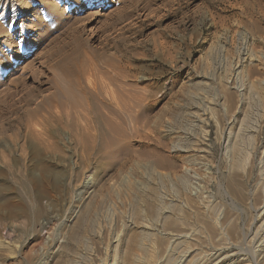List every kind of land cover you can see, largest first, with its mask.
Masks as SVG:
<instances>
[{
  "label": "rangeland",
  "instance_id": "1",
  "mask_svg": "<svg viewBox=\"0 0 264 264\" xmlns=\"http://www.w3.org/2000/svg\"><path fill=\"white\" fill-rule=\"evenodd\" d=\"M48 1L1 18L0 264H264V0ZM74 39L91 139L38 165Z\"/></svg>",
  "mask_w": 264,
  "mask_h": 264
},
{
  "label": "bare ground",
  "instance_id": "2",
  "mask_svg": "<svg viewBox=\"0 0 264 264\" xmlns=\"http://www.w3.org/2000/svg\"><path fill=\"white\" fill-rule=\"evenodd\" d=\"M47 1L46 0H0V37L1 38L2 37L10 38V36H12L7 31H4L2 24H1V18H4L5 16L7 17L8 15H9V18L13 17L14 19L12 20L13 22L11 24V27H14L16 24L15 22L18 20V18H20L23 14H25V15L29 14V10H31L32 6H34V5H39V6L41 5L44 7L50 6L51 8H53V7L56 8L55 5H52V4L48 3L49 1L48 2ZM53 11H54V9H53ZM33 13H32V15H34ZM25 18H26V20L30 19V17H27V16ZM36 18L38 20L40 19L39 17H36ZM39 25H40V23H39ZM18 34H19V36H22L23 33H22V31H20V33H18ZM22 39L24 40L25 38H22ZM71 41H74L73 43H70V45L72 46V53L64 55L65 53H62L60 51L63 55L60 54L59 57H61L60 60L62 62L60 63V65L59 64L58 65H59L60 71L62 73V76L59 77V79L54 80V82H53V84H54V90L53 91L54 92L52 94H50L48 97L44 98L43 105L55 107L57 109L56 112L55 113L50 112V116L47 117V119L44 121L45 123H44L42 130H38V129L34 128L33 123H35V122L32 123V120L34 118L35 119L38 118L37 116L40 113L41 108L45 107V106H42V107L40 106V107H37V108L32 109V110H29V109L25 110V113L22 116H17L15 118L16 121L20 124L18 127V132H19L18 136L21 135L25 139V142L20 147V149L22 150L23 154L26 153L27 150H29L30 153L32 154V160L38 165L42 164L44 161L42 151L45 149V147H47L46 142L49 141V139L59 138V136L64 134V132L69 131V132H71V136H72V139L71 140L69 139L70 143L75 145V146L83 147L84 150L88 149V143L91 139L90 138L91 126H90L88 120H87V122H85L84 126L80 125L79 121L84 117V115H82L83 113L79 114L78 112H81V110H79V109L77 110L76 108L81 107V106L78 107L77 103L81 102L83 99L84 100H86V99L90 100L92 97V95H91L92 93L90 94L89 90L82 83L83 82L82 77H84L83 74L85 71V69L83 68V65L80 63L82 67L81 68L79 67L80 69H78V66H77V68H76V65H78V64H76V62H77V59H79L78 58L79 49L77 48V47H79V45L77 44L79 41L77 42V39L76 40L74 39ZM76 45H78V46H76ZM96 55L98 57L104 59V60L110 61L109 57L104 53L96 54ZM86 58L89 59L90 55H87ZM31 66H32V62L29 61L27 63V61H26L24 67L21 68V70L29 69V68H31ZM70 66H73V67L75 66V68L71 67V69H70ZM92 71H93V69H92ZM18 79L21 80V77L16 78V80H18ZM84 113H85V111H84ZM91 113H93V112H91ZM85 119L86 118L84 117L83 120H85ZM41 122H43V121L41 120ZM96 122H97L98 126L101 125L102 121L99 118V116H96ZM82 123H84V121ZM51 124L52 125L55 124L56 128L55 129L51 128ZM103 124H105V123H103ZM45 125H46V127H45ZM39 129H41V128H39ZM99 135L101 136V138H103L105 136V131L101 130ZM45 136H46V139L44 138ZM51 143H52V141H51ZM49 145H50V143H49ZM102 146L104 147L103 144H102ZM106 146H107V144H106ZM46 153H47V151H46ZM22 158L24 159V155ZM20 161H21L20 159L19 160L15 159L12 162L13 163H19ZM47 173H48V171H47ZM46 176H48V174Z\"/></svg>",
  "mask_w": 264,
  "mask_h": 264
}]
</instances>
